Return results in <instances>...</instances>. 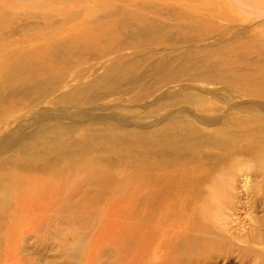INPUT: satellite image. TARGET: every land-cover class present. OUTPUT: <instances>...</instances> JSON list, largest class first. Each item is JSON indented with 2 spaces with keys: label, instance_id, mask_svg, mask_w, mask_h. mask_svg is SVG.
Here are the masks:
<instances>
[{
  "label": "bare ground",
  "instance_id": "obj_1",
  "mask_svg": "<svg viewBox=\"0 0 264 264\" xmlns=\"http://www.w3.org/2000/svg\"><path fill=\"white\" fill-rule=\"evenodd\" d=\"M123 1L132 3L129 12L138 16L139 24L124 10L98 14L107 9L108 4H104L102 10L95 9V25L91 28L77 27L59 35V27L52 24L50 36H28L36 31L35 27L9 30L7 20L14 21L18 12L7 10L0 0V264H139L142 259L143 264H167L171 254H203L205 248L215 244L226 249L231 235L237 242L233 241L236 249L230 254H243L240 264H263L264 43L247 48L249 56L245 59L232 51L234 60L227 65L226 74L219 77L213 73L214 83L202 84L199 72L205 68L209 72L211 66L192 65L200 63L197 53L205 52L213 58L225 53L219 46L221 41L216 40L222 14L197 11L192 17L180 14L170 19L163 13L149 12L148 0ZM229 1L236 4L235 0ZM240 1L247 6L254 4L251 0ZM89 8L94 6L86 3L73 11L66 3H47L46 10L64 17L68 24ZM23 13L27 17L31 12ZM154 16H160L162 23L157 24L159 19ZM258 19L256 16V21H251L260 22L264 32L263 20ZM186 29L191 31L186 39L182 44L174 39V45L199 42L195 46L201 50L188 49L157 61L151 66L152 72L145 57L155 52H127L148 46L153 36L152 41L162 45L166 39L176 37L174 32ZM97 33L99 36L93 37ZM66 34L84 47H92L87 49L93 54L91 58L75 56L78 51L66 63L59 58L63 56L52 44L68 42L63 39ZM112 35L121 39L113 43V38L109 39ZM82 59L85 62L77 61ZM112 59L116 61L109 62ZM95 62L101 64V74L77 92L80 98L59 105L61 101L53 98L55 90L64 87L59 84H70L76 74H93L90 64ZM66 87L64 90L70 85ZM101 125L105 128H99ZM72 132H78V136L64 140H79L80 153L84 154L77 162L61 160L71 157L69 154L60 155L65 150L62 137ZM88 149H93L90 155ZM126 155L130 160L123 162ZM45 157L46 164H41ZM102 161L124 174L116 177L102 172ZM61 163L65 172H58ZM82 165L93 169L81 181L98 185L101 194L109 187L107 199L73 202L74 195L67 192L75 175L70 170ZM45 172L54 178L44 199L37 201L24 191L44 182L45 176L37 173ZM136 175L135 183L128 182ZM195 182L203 187V193H209L191 206L198 218L191 223L172 216V224L162 228L159 219L174 214V208L190 206L188 199L177 193H193ZM14 189L23 194L16 196L11 191ZM142 193L149 196L143 198ZM61 196L62 201L57 202ZM48 203V208L41 211ZM70 203L74 205L65 206ZM11 208L14 213L24 212L22 219L29 220L33 214L34 221H28L32 229L21 226L27 221L23 224L11 220ZM243 212L245 218H241ZM59 213L61 219L57 218ZM133 219L138 222L132 224ZM157 229L168 239L160 235L158 239L153 234Z\"/></svg>",
  "mask_w": 264,
  "mask_h": 264
},
{
  "label": "rangeland",
  "instance_id": "obj_2",
  "mask_svg": "<svg viewBox=\"0 0 264 264\" xmlns=\"http://www.w3.org/2000/svg\"><path fill=\"white\" fill-rule=\"evenodd\" d=\"M123 0H119L118 2H114L112 0H23V1H15V0H2V2L5 5V8L9 11L12 10H17L18 15L14 21L13 19L7 20V25H9L8 27L11 29L14 28H19V27H35L36 31H33L32 33H30L28 36H32L34 34H46L48 36H50L51 33V25H55L57 27H59L60 32L59 35H62L64 33H71L73 32L74 28L77 27H86V28H91L95 25V21L94 17V11L97 12V10H95L96 8H100L101 9V5H106V10H103L105 12H97L98 14H102V16H106V12L110 13L111 11L114 10H124L126 11V15L129 16L131 18V20H133V22H135L136 24H139L136 20L138 16H134L133 14H131L129 11L131 10L132 7V3L131 2H127L125 3ZM150 3L149 6V12H158V13H163L165 15L166 18H170V19H175L178 17V15L180 14H184L187 15V17H192L191 15L195 14V12L200 11L201 13H207V14H216L219 12V14H222L223 18H220L218 21H220V30L218 32V34L216 36L219 35V38H217L216 40H220V44L219 46H223L222 50H225V53L222 55L220 54H215L214 58L211 55L210 57H208L207 55H205V52H203V54L201 53H197L196 55H198L197 59L199 60V62L201 63H196L193 64L192 66H196V65H203V64H208L209 66H211V70L209 72H207L206 68L205 70H203V72H199L201 73L198 81L202 84L206 83V82H210V83H214L215 79H214V75L213 73H215L216 75H218L219 77L221 75H225L226 74V68L227 65L231 64V62L234 60L233 58V54L232 51H237L239 56L242 59H245L248 55V51L247 48H251L253 46H263L264 43V32H263V26L260 25V22L257 23H252L251 19L255 20L256 16L259 17L260 20H263V24H264V0H251L252 2H254L253 6L251 5H244L243 2H241L240 0H235L236 4H232L229 0H210L211 3L207 0H202L203 3H199L198 5H196L193 0H148ZM178 1V2H176ZM47 3H52L53 5H56V3H66L67 4V8L69 9H73V11L78 10L79 8L81 9L82 5L90 4L91 6H94V8H89L86 10L85 13H79L78 14V19L75 22L72 23H64V17H61L60 15H55L52 14V10H51V14L48 13V11L46 10L47 8ZM114 3V4H112ZM131 3V4H129ZM127 4L128 7H123L122 5ZM126 6V5H125ZM54 8V7H53ZM60 9V6L55 8V13L57 14L58 11ZM105 9V8H103ZM246 9H249V11H247ZM24 10H28L31 13L27 14L28 16H22L24 13ZM40 10V11H37ZM102 10V9H101ZM80 11V10H79ZM90 15V20L88 18V16ZM133 15V17H132ZM20 16V17H19ZM54 16V17H53ZM143 16V15H142ZM197 16V15H196ZM193 16V17H196ZM157 19H159V21H157V24H161L162 20L160 16H154ZM255 18V19H254ZM235 22H233V20H236ZM258 19V21H260ZM245 20V21H244ZM12 21L14 22V24H11ZM92 21L94 24H92ZM240 21H244L241 22ZM256 21V20H255ZM260 23V24H259ZM43 27V29H49L48 32H46L45 30H40ZM222 27V28H221ZM130 30V29H129ZM132 30V28H131ZM154 29H151V31L149 32L150 34H152ZM191 32L189 29H186L183 32H174L173 34L176 35V37L174 38H168L164 41V43L162 45H156L157 41H152L154 39V36L151 37V41H149V45L148 46H143V47H133L131 49H129L127 52L132 53V52H138V53H144V54H152L153 52H155V55L152 57H145L146 58V66L148 65V69L149 71H153L151 66H156L155 62L157 61H161L164 60V58L166 59L167 57H176V55L180 54L181 52L183 53V51H187L188 49H192V51H195L197 49L201 50L200 47H197L195 45H199V42L197 44H191V43H183L186 44L188 46L185 45H174L176 42L174 41V39H178L177 42L182 44L181 42L183 40H185L187 33ZM99 36V34H95L93 37H97ZM230 36V37H229ZM114 40L113 43L118 42L121 37L119 36H115L112 35L109 39ZM63 39H69L68 42H64V41H56L54 42L52 45L55 48L56 52L59 51L61 56L63 57H59L64 59V62H68L71 61L72 58L74 56H72V53L74 51H78L77 55L75 56H80L83 59H89L91 58V54L87 49L88 48H92L90 46L88 47H84L82 42L80 41H74V38L68 34H66ZM93 38H89L88 41H90V43H92ZM112 42V41H111ZM59 43V44H57ZM110 43V42H108ZM112 43V44H113ZM94 44V43H92ZM111 44V43H110ZM111 44V45H112ZM171 44V45H169ZM96 46H101L100 43H95ZM110 45V46H111ZM184 46V47H183ZM189 47V48H188ZM79 48V49H78ZM217 48H219L217 46ZM72 50V51H71ZM175 51V52H174ZM179 51V52H178ZM168 52H173L171 54L168 55ZM160 53V54H159ZM70 54V55H69ZM69 55V56H67ZM67 56V57H66ZM134 58H137V55L134 56ZM182 58V57H180ZM82 60H77V61H81V62H85ZM109 60V59H108ZM116 59H112L109 62H115ZM182 63H185L184 61ZM243 63H246L245 61H243ZM178 64H181V62H179ZM91 66L94 67L93 69V74H84V76H82L81 74H76L71 83L69 84L68 82H62L61 84H59V87H70L68 89L64 90V87L62 90H55V95H54V99L58 98L59 101H61V103L59 105L64 106L66 103L70 102L71 100H74L76 98H80V96L77 95V92L80 91L82 88H84L86 86V82L87 81H91L93 78L97 77L98 75L101 74V70L99 69L101 67V64H98V62H95L94 64H90ZM95 65V66H94ZM256 65L261 66L260 64L256 63ZM204 66V65H203ZM259 66L257 67V69L259 68ZM204 69V68H203ZM206 71V72H205ZM264 72V71H263ZM39 73H43V71L39 72ZM210 73V74H207ZM259 72H257L256 74H258ZM36 74V73H35ZM207 74V75H205ZM44 76L46 77V75L44 74ZM48 78V77H46ZM39 80V79H38ZM186 80V77H185ZM190 80V79H189ZM40 81V80H39ZM22 82V81H20ZM46 89L47 87L44 85H40L39 88ZM66 87V88H67ZM35 96V95H32ZM35 98V97H34ZM52 98V100H53ZM51 100V101H52ZM11 102V101H10ZM53 102V101H52ZM103 105L105 103H99L98 105ZM42 106V105H40ZM140 111L143 109H139ZM123 113H128V111H123ZM99 128H105L103 125L99 126ZM93 128H90V130H92ZM78 132H72V133H68L66 135H64L61 139L62 143L64 144L65 150L66 152L61 151L60 155H66L69 154L71 155V157L69 158H61V160L63 159H72L74 162L79 161V155L80 154H84V153H80L81 149L78 146V141L76 139H71L70 142L65 141L64 139H69L70 137H77ZM96 146V145H94ZM109 148V147H107ZM112 148V147H111ZM93 149H88L87 150V154L90 155L91 151ZM107 149H105L104 151H106ZM46 150H44L43 153H45ZM103 151V152H104ZM129 156L126 155L124 156L122 159L123 162L125 161H129L130 158H128ZM115 161V159H112ZM41 164H46V157L45 158H41ZM66 162V161H65ZM103 164V168L100 169L102 172L104 173H110V174H115L116 177L121 176V174H124L123 170H120L118 167H106L105 163L102 161ZM64 163L60 164V167L58 168V172L59 171H64ZM81 168H75V169H71L70 172L71 173H75L74 178H73V182L69 183L68 185V194L70 195H74V199L73 202H81L83 200H87L90 199L91 201H94L95 197H98L100 199H107L110 195V190L109 187L107 188V191H103L101 194V187H99L98 185H94V184H87L84 181H81L84 179V177H86L88 175V173L93 169L90 167H88V165L86 166H79ZM48 172V171H47ZM47 172L45 173H37L38 176H45L44 182H42L41 184H32L30 185L24 192L26 193H30L35 200L40 201L42 199H44L45 195L47 194V192H49L48 190V186L49 184L52 182V179L54 178L53 176L49 175ZM33 174V173H32ZM62 175V174H61ZM59 175V178L60 176ZM63 179L66 178L65 176H62ZM137 175L134 177V180L132 181L131 178L128 179V182H134L136 180ZM81 181V183H78V181ZM85 183V184H83ZM76 189V191L78 190L79 193H76L74 190ZM192 189H193V193L191 192H186V193H177V195H180L181 198L186 197L189 201L190 206L187 207H183L186 209H183L181 207V209H176L174 208V214L173 212L171 213L172 215H170L169 217L165 218V219H159L158 220V224L162 227V228H166L168 225H171V219L172 216L173 218H186L189 219V221L192 223V221H195L198 217L196 215V212L194 211L195 207H193V210H191V206H196L197 204L200 203L201 200H203L205 197H208L209 193H203V187L199 184H197L196 182L192 185ZM109 190V191H108ZM14 191L13 193L16 196L22 195L23 191L20 190H11ZM128 192V191H127ZM101 194V195H100ZM128 193H125V195H127ZM76 195V197H75ZM88 196V197H87ZM141 196L143 198L148 197L149 194L147 193H142ZM61 200L58 198L57 202H61L62 201V196L60 197ZM251 198V197H250ZM252 199V198H251ZM74 204H68L65 206H69L71 207ZM49 203L41 208L43 210H46V208H48ZM10 217L11 220H15L17 222L20 223H25L27 221V224L25 225H21V226H25L26 229L31 228L32 224H30V222L32 223V221H34V216L32 214L31 218H29V220L26 219H22L25 218L24 217V212L19 211V213H14V208L10 209ZM26 212V211H25ZM62 212V211H60ZM177 212V213H176ZM245 212V211H244ZM242 213V217L241 218H245L246 214ZM63 215H65L67 218H71L70 216H68V214L63 211ZM253 215V214H252ZM62 213H59L57 218L61 219ZM74 218V217H72ZM196 218V219H195ZM134 223L138 222V219H133ZM30 221V222H28ZM195 225L194 227L196 226ZM210 225H213V223H209ZM32 229V228H31ZM20 231V230H19ZM232 232V231H231ZM154 235L157 234V238L160 239V237H158L159 235L161 236V238H167V235L162 234L161 230H155ZM185 237V236H184ZM232 238L231 240V244L229 243L228 247L226 249H222V245H213L212 247H208L205 248V250L203 251V254L198 253V255H193L190 253H186L180 256H176L175 254H171V258L169 257V261L165 262L167 264H240L239 261L241 259V257H244L243 254L239 253V252H235V253H231V251H233L234 249H236V247L233 245V241H236V237H233V235L230 236ZM241 243V242H239ZM247 258L249 259H253V256L248 255ZM143 259L139 260L138 263L139 264H143ZM189 261V262H188ZM192 261V262H191ZM251 264H258V262H251ZM264 264V262H263Z\"/></svg>",
  "mask_w": 264,
  "mask_h": 264
}]
</instances>
